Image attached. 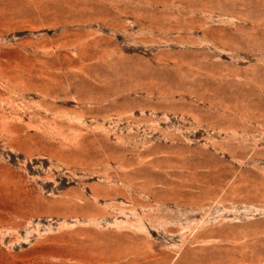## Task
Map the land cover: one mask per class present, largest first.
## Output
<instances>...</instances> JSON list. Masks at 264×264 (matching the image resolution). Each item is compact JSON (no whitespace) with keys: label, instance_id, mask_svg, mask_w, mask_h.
<instances>
[{"label":"rangeland","instance_id":"rangeland-1","mask_svg":"<svg viewBox=\"0 0 264 264\" xmlns=\"http://www.w3.org/2000/svg\"><path fill=\"white\" fill-rule=\"evenodd\" d=\"M0 264H264V0H0Z\"/></svg>","mask_w":264,"mask_h":264}]
</instances>
